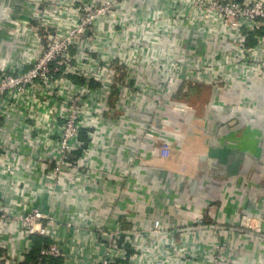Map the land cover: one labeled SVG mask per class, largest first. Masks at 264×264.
<instances>
[{"label": "built area", "instance_id": "built-area-1", "mask_svg": "<svg viewBox=\"0 0 264 264\" xmlns=\"http://www.w3.org/2000/svg\"><path fill=\"white\" fill-rule=\"evenodd\" d=\"M28 1L18 48L0 54V264H26L37 241L36 264H238L259 221H187L194 198L148 222L121 204L133 192L155 208L151 186L113 166L155 174L154 153L199 134L180 92L238 84L247 99L264 82V0ZM168 108L186 129L170 130Z\"/></svg>", "mask_w": 264, "mask_h": 264}, {"label": "crops", "instance_id": "crops-1", "mask_svg": "<svg viewBox=\"0 0 264 264\" xmlns=\"http://www.w3.org/2000/svg\"><path fill=\"white\" fill-rule=\"evenodd\" d=\"M128 1L136 4L150 2L149 0ZM29 2L0 0L1 5L5 4L13 10L12 20L15 19L16 14L19 17L25 12L24 9ZM150 3H154V0ZM12 20L0 22V54H12V51L18 48L17 39L13 36L11 28ZM189 41L195 42L193 39ZM205 69L209 74L210 67L205 66ZM198 87L202 89L201 96H206L200 106L178 99L191 112L193 111L194 115L188 117L192 120L198 118L202 124L198 135L186 137L181 144H175L176 149L169 158H161L154 153L152 157L155 165L151 169L157 171L155 174L144 173L137 164L129 166L127 158H118L113 166L114 172L119 175L133 168L134 174L130 177L129 184L151 186L158 198L156 207L153 208L149 204L139 205L138 195L133 192L128 193L121 205L133 206L131 209L134 216L145 214L148 222H151L153 213L159 214L166 225L177 220V210L173 204L180 199L195 198V205L191 208L192 213L186 217L190 222L194 221L196 210L200 212L204 210L206 215L209 213L207 218L238 224L243 216H251L260 222L255 223V227H260L262 233L257 235L255 242L241 249L238 264H264V82L251 86L246 95L247 99H244L246 88L238 84L231 88L230 86L212 87L207 84ZM158 113L162 114V117L173 116L170 130L179 124L183 129L187 128L184 125L187 116L184 112L178 113L168 108L159 110ZM140 122L145 123L146 120L140 119ZM155 141L156 139L147 137L148 151L155 150ZM123 148L128 150L129 146L124 145ZM204 155L209 159H217L219 164L225 167L224 177L215 178L209 176V173L200 172L205 168L200 161ZM197 175H199V185L193 196L189 188V180ZM126 228H131V225L127 223ZM251 232L257 233L255 230Z\"/></svg>", "mask_w": 264, "mask_h": 264}, {"label": "water", "instance_id": "water-1", "mask_svg": "<svg viewBox=\"0 0 264 264\" xmlns=\"http://www.w3.org/2000/svg\"><path fill=\"white\" fill-rule=\"evenodd\" d=\"M13 10L8 8L5 4H0V22H10L12 20ZM201 163L205 165V168L201 169V173H209L211 177H224L225 176V167L219 164L217 159H209L208 156H202ZM189 188L191 195H195L198 190L199 185V175L190 178Z\"/></svg>", "mask_w": 264, "mask_h": 264}, {"label": "trees", "instance_id": "trees-1", "mask_svg": "<svg viewBox=\"0 0 264 264\" xmlns=\"http://www.w3.org/2000/svg\"><path fill=\"white\" fill-rule=\"evenodd\" d=\"M201 94H202V89L197 86V87H191L186 93L180 92L177 97L178 99L187 100L196 106H200V104H202L203 101ZM37 245H38L37 249L34 250L32 255L28 257L29 259L26 264H36V262L38 261L39 251H40L39 249L43 245L42 241H37Z\"/></svg>", "mask_w": 264, "mask_h": 264}, {"label": "rangeland", "instance_id": "rangeland-1", "mask_svg": "<svg viewBox=\"0 0 264 264\" xmlns=\"http://www.w3.org/2000/svg\"><path fill=\"white\" fill-rule=\"evenodd\" d=\"M205 98H206V96H205V95H203V96H202V99H205ZM200 159H201V158H200ZM200 161H201V160H200Z\"/></svg>", "mask_w": 264, "mask_h": 264}]
</instances>
